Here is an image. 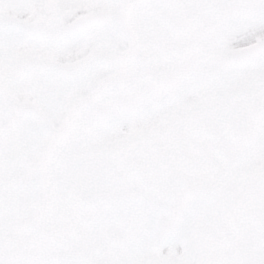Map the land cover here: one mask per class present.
Instances as JSON below:
<instances>
[{"label": "snow or ice", "instance_id": "1", "mask_svg": "<svg viewBox=\"0 0 264 264\" xmlns=\"http://www.w3.org/2000/svg\"><path fill=\"white\" fill-rule=\"evenodd\" d=\"M0 264H264V0H0Z\"/></svg>", "mask_w": 264, "mask_h": 264}]
</instances>
